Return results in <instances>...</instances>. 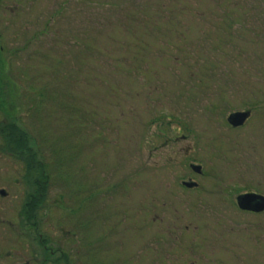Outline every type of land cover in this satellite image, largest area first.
I'll list each match as a JSON object with an SVG mask.
<instances>
[{
	"label": "rangeland",
	"instance_id": "1",
	"mask_svg": "<svg viewBox=\"0 0 264 264\" xmlns=\"http://www.w3.org/2000/svg\"><path fill=\"white\" fill-rule=\"evenodd\" d=\"M2 189L0 264H264V0H0Z\"/></svg>",
	"mask_w": 264,
	"mask_h": 264
},
{
	"label": "trees",
	"instance_id": "2",
	"mask_svg": "<svg viewBox=\"0 0 264 264\" xmlns=\"http://www.w3.org/2000/svg\"><path fill=\"white\" fill-rule=\"evenodd\" d=\"M7 130V129H6ZM6 132V138H7V145H8V149L11 151V153H14L16 155L19 154H23L25 157V161L27 162V164H30L29 166H36L35 165V158H36V154H32L31 151H28V147H29V137L28 135L25 133V131L19 129L18 127H16L15 125L10 126V130L5 131ZM34 164H31L33 163ZM39 165L41 168L44 167L43 162L39 161ZM43 177V175H42ZM45 181V180H44ZM43 180H36L35 184H36V191L34 192V195L31 196L28 200H27V205L28 206V210H26V215L28 217H31L33 214V209L37 208V206L42 205L43 202L45 201V194H46V190H47V183L44 182ZM26 205V206H27ZM30 214V216H29Z\"/></svg>",
	"mask_w": 264,
	"mask_h": 264
},
{
	"label": "water",
	"instance_id": "3",
	"mask_svg": "<svg viewBox=\"0 0 264 264\" xmlns=\"http://www.w3.org/2000/svg\"><path fill=\"white\" fill-rule=\"evenodd\" d=\"M251 113L249 111H238L231 113L228 118L227 122L233 128H239L245 125L247 120L250 118ZM191 169L195 172L200 174L202 171V167L199 165H191ZM183 186L186 188H194L197 187L198 184L193 181L183 182ZM0 194L2 196H6L7 192L2 189L0 190ZM236 203L238 208L241 211L251 212V213H262L264 212V195L249 192V193H242L236 197Z\"/></svg>",
	"mask_w": 264,
	"mask_h": 264
},
{
	"label": "flooded vegetation",
	"instance_id": "4",
	"mask_svg": "<svg viewBox=\"0 0 264 264\" xmlns=\"http://www.w3.org/2000/svg\"><path fill=\"white\" fill-rule=\"evenodd\" d=\"M17 157H20V158H24L25 156L23 154H19V155H16ZM201 174V173H200ZM198 187V186H197ZM197 187H194V188H197ZM194 188H188V189H194ZM251 213V212H250ZM28 217V216H27ZM30 218V217H28ZM46 250V248H44V251ZM53 252V251H52ZM18 264H29L28 262H22V263H18Z\"/></svg>",
	"mask_w": 264,
	"mask_h": 264
}]
</instances>
